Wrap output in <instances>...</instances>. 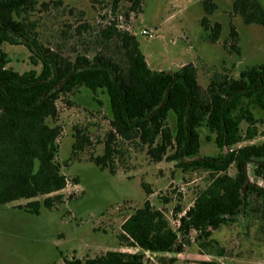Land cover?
I'll return each instance as SVG.
<instances>
[{
    "label": "trees",
    "instance_id": "trees-1",
    "mask_svg": "<svg viewBox=\"0 0 264 264\" xmlns=\"http://www.w3.org/2000/svg\"><path fill=\"white\" fill-rule=\"evenodd\" d=\"M87 1L99 4L103 0ZM121 2L111 0L110 9L104 8L106 14L95 36L101 51L65 56L61 48L70 26L62 30V44L55 50L41 41L39 23L32 20L50 7L48 3L0 0V206L27 201L21 208L39 215L42 207L64 204L61 192L69 179L57 160L63 133L58 123L59 102L105 109L110 129L104 152L89 160L100 169L116 174L117 155L121 154L117 143H126L146 147L155 163L175 162L184 173H208V184L180 218L178 230L163 211L146 201L126 219L119 237L121 245L134 253L108 251L66 264H153L146 253L181 254L194 231L206 249L216 244L213 232L243 217L254 197L264 203V141L253 143L260 135L264 137V64L248 68L237 78L222 66L206 88L199 84L198 69L192 63L177 72L153 71L136 35L121 27H129L132 14L142 13L143 0H129L126 8ZM52 3L63 5L62 0ZM203 7L201 26L206 40L218 44L222 25L210 20L218 5L215 0H203ZM232 14L247 25L264 28L260 0H233ZM87 29L86 25L78 27L74 36L82 38ZM239 41L232 24L225 49L241 55ZM4 43L26 46L31 63L41 65V72L20 74L7 68L10 58L1 49ZM73 130L70 162L92 144L86 128L76 125ZM202 130L213 136L219 150L216 156H201ZM74 182L78 184L77 179ZM41 197L45 198L41 201ZM181 213L180 208L175 212ZM197 264L219 263L202 260Z\"/></svg>",
    "mask_w": 264,
    "mask_h": 264
},
{
    "label": "rangeland",
    "instance_id": "rangeland-1",
    "mask_svg": "<svg viewBox=\"0 0 264 264\" xmlns=\"http://www.w3.org/2000/svg\"><path fill=\"white\" fill-rule=\"evenodd\" d=\"M40 1L50 7L37 12L32 20L39 23V38L45 45L56 50L57 44H62V30H68L67 26H70L68 38L61 48L65 56H74L77 52L93 55L101 51L95 44V36L102 16L106 14L104 8L110 6L111 0L99 4L87 0H62L63 5L58 7L52 1L59 0ZM215 1L218 9L210 20L222 25L218 44L206 40V32L201 26L205 16L203 0H143L142 13L131 15L129 27L153 71L177 72L192 63L198 69L199 84L206 88L214 71L222 72L223 67L231 77L237 78L248 68L264 64V28L247 25L240 16L233 15V0ZM260 2L264 6V0ZM129 5V0H122L123 8ZM232 24L239 33L241 55L229 53L224 46ZM83 25L88 29L78 39L74 36L75 31ZM144 30L152 35H143ZM1 49L10 58L7 68L20 74L32 70L41 72V65L31 63V53L26 46L4 43ZM86 101L84 99V103ZM59 108L58 123L63 133L57 160L69 179L67 188L61 192L65 202L54 209L42 207L39 215L21 208L27 201L0 206V264H66V261L74 260L84 262L108 251L134 253V249L121 245L119 237L126 219L146 201L163 211L171 226L178 230L180 218L207 186L208 173H184L175 162L152 161L146 147L117 143L121 154L117 155L116 174H111L89 161L90 157L104 152V141L110 129L105 109L96 110L91 105L69 106L62 102H59ZM76 125L86 128L92 144L78 160L70 162ZM246 127L243 124V130ZM207 137L211 139L207 140ZM202 138L201 156H216L219 150L213 136L202 130ZM263 141L264 137L260 135L253 143ZM230 173L234 175L235 169L231 168ZM250 178L255 182L252 174ZM257 184L263 185L262 182ZM178 208L183 213L176 215ZM263 212L264 203L254 197L243 217L213 232L211 238L216 244L201 248L194 231L181 254L146 253V257L153 264H197L202 260L219 264H264Z\"/></svg>",
    "mask_w": 264,
    "mask_h": 264
},
{
    "label": "built area",
    "instance_id": "built-area-1",
    "mask_svg": "<svg viewBox=\"0 0 264 264\" xmlns=\"http://www.w3.org/2000/svg\"><path fill=\"white\" fill-rule=\"evenodd\" d=\"M121 27L124 28V29H127L128 31H130V32L133 33V31L131 30L130 27H124V26H121ZM133 34L135 35V33H133ZM142 34H143V35H147V36H148V35H150V36L152 35L151 33H149L148 31H145V30L142 32Z\"/></svg>",
    "mask_w": 264,
    "mask_h": 264
}]
</instances>
